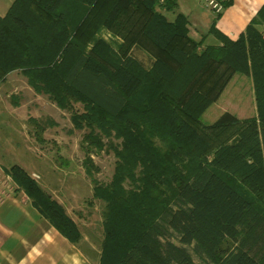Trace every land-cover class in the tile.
<instances>
[{"label":"trees","instance_id":"obj_1","mask_svg":"<svg viewBox=\"0 0 264 264\" xmlns=\"http://www.w3.org/2000/svg\"><path fill=\"white\" fill-rule=\"evenodd\" d=\"M174 7L171 0H14L0 17V82L19 71L35 93L60 109L80 103L90 130L120 141L109 183L91 178V197L104 205L98 264H171L149 233L164 217L179 243L195 244L210 264H264V249L252 253L240 243L252 202L230 175L264 199V40L257 30L264 5L236 41L211 27L217 47L191 40L182 15L168 21L164 12ZM102 30L120 44L100 38ZM134 46L153 57L149 70L130 58ZM236 75L251 79L256 117L225 112L202 124ZM78 119L71 118L76 127ZM4 173L58 234L80 242L77 225L21 167ZM174 201L184 207L171 210ZM173 264L194 263L180 254Z\"/></svg>","mask_w":264,"mask_h":264},{"label":"rangeland","instance_id":"obj_2","mask_svg":"<svg viewBox=\"0 0 264 264\" xmlns=\"http://www.w3.org/2000/svg\"><path fill=\"white\" fill-rule=\"evenodd\" d=\"M257 30L264 40V24ZM98 36L114 47L117 37L105 30ZM254 107L251 79L236 75L219 102L209 107L200 120L209 125L224 112L239 120L255 118ZM83 114L80 103L60 109L47 95L35 93L19 71L7 74L0 82V197L16 192L4 172L12 165L21 167L77 225L82 235L78 249L88 257L93 255L90 260H97L104 205L91 197V178L101 184L109 183L116 162L113 149L120 141L104 137L95 128L90 130L81 120ZM73 116L79 118V127L71 120ZM231 132L221 133L220 137ZM89 165L92 177L85 173ZM230 175L233 184L252 202L251 211L239 228V240L254 253L257 248L264 249V199L259 200L240 179ZM181 207L184 206L177 201L170 205L171 210ZM149 233L152 246L171 264L180 254H186L194 264H210L195 244L179 243V236L167 227L166 217L157 220Z\"/></svg>","mask_w":264,"mask_h":264},{"label":"crops","instance_id":"obj_3","mask_svg":"<svg viewBox=\"0 0 264 264\" xmlns=\"http://www.w3.org/2000/svg\"><path fill=\"white\" fill-rule=\"evenodd\" d=\"M13 1L0 0V17L4 16ZM171 1L175 7L173 11L164 13L166 19L172 21L175 15H182L187 21L188 37L195 42H201L204 47L220 46V42L209 33L211 27L222 37L236 41L264 5V0H224L221 12L214 14L204 7L202 0ZM120 42L116 38L113 48ZM129 56L146 71L152 67L153 57L138 46L131 48ZM221 97L212 106L216 105ZM0 264H98V262L90 260L76 245L70 244L58 234L32 208L23 193L15 192L0 197Z\"/></svg>","mask_w":264,"mask_h":264},{"label":"built area","instance_id":"obj_4","mask_svg":"<svg viewBox=\"0 0 264 264\" xmlns=\"http://www.w3.org/2000/svg\"><path fill=\"white\" fill-rule=\"evenodd\" d=\"M202 1L204 7L214 14L220 13L223 8L222 2L224 0H202Z\"/></svg>","mask_w":264,"mask_h":264}]
</instances>
